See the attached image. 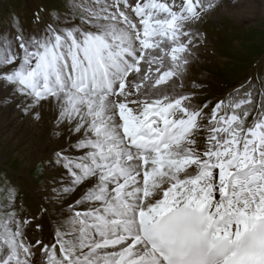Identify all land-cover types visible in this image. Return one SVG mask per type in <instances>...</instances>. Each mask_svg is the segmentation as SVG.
Masks as SVG:
<instances>
[{
	"label": "snow or ice",
	"instance_id": "snow-or-ice-1",
	"mask_svg": "<svg viewBox=\"0 0 264 264\" xmlns=\"http://www.w3.org/2000/svg\"><path fill=\"white\" fill-rule=\"evenodd\" d=\"M220 3L63 0L27 34L10 18L3 103L52 113L70 180L31 217L0 180V264H264V76L204 103L193 76ZM45 214L47 242L27 231Z\"/></svg>",
	"mask_w": 264,
	"mask_h": 264
},
{
	"label": "rangeland",
	"instance_id": "rangeland-1",
	"mask_svg": "<svg viewBox=\"0 0 264 264\" xmlns=\"http://www.w3.org/2000/svg\"><path fill=\"white\" fill-rule=\"evenodd\" d=\"M42 6L62 11L63 0H0V31L9 28L12 16H18L26 34L31 32L32 13ZM197 27L207 38L193 71L194 78L208 86L203 90L201 103L225 97L249 77L264 76V0H221L220 6ZM201 73L205 76L201 77ZM8 135L0 133V180L7 177L17 186L19 195L15 202L18 206L23 204L21 215L36 216L41 204L35 191L47 189L49 165L38 160L27 164L28 169L21 174L26 162ZM3 202L0 193V206ZM35 223L43 225V231L35 232L34 227L27 231L43 236L46 242L51 240L53 235L47 228L51 223L46 214Z\"/></svg>",
	"mask_w": 264,
	"mask_h": 264
},
{
	"label": "bare ground",
	"instance_id": "bare-ground-1",
	"mask_svg": "<svg viewBox=\"0 0 264 264\" xmlns=\"http://www.w3.org/2000/svg\"><path fill=\"white\" fill-rule=\"evenodd\" d=\"M202 53L200 49L199 55ZM193 71L195 68L193 67ZM6 93H0V133L8 132V137L14 141L15 149H18L25 160V164L21 168V174L23 170L28 169L27 164H33L38 160H44L49 165L47 189H41L35 191L36 198L40 204L48 207L49 209L56 208L59 210L58 205L47 204L44 201V197L50 194V189L53 187L52 181H57L56 187H60L59 181L63 179L65 183L70 180L64 169L48 163L52 159L53 151L58 147V141L51 135L52 128L51 119L52 113L45 110L44 118L42 121H34L30 116L24 115V113L16 107L15 103L4 104L3 98ZM19 100H17V103ZM12 127V129H9ZM12 141V142H13ZM50 223V217L46 214ZM48 232L53 235L52 225H47ZM31 228V227H30ZM29 235L30 231H28ZM33 236V235H31ZM53 237V236H52ZM51 237V239H52Z\"/></svg>",
	"mask_w": 264,
	"mask_h": 264
}]
</instances>
